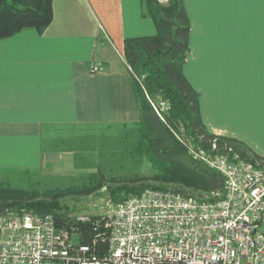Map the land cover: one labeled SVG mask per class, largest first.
<instances>
[{
    "label": "crops",
    "instance_id": "obj_1",
    "mask_svg": "<svg viewBox=\"0 0 264 264\" xmlns=\"http://www.w3.org/2000/svg\"><path fill=\"white\" fill-rule=\"evenodd\" d=\"M183 3L189 21L183 73L199 93L205 128L264 154V0ZM155 31L141 0H52L42 31L0 38V168L66 173L74 166L71 152L43 151V131L137 121L123 42ZM95 62L103 68L91 72Z\"/></svg>",
    "mask_w": 264,
    "mask_h": 264
},
{
    "label": "trees",
    "instance_id": "obj_2",
    "mask_svg": "<svg viewBox=\"0 0 264 264\" xmlns=\"http://www.w3.org/2000/svg\"><path fill=\"white\" fill-rule=\"evenodd\" d=\"M141 8L153 20L155 33L128 37L123 42L125 61L134 73L142 75L141 86L130 73L139 119L113 125V135L105 134L96 125H53L43 131V151H70L73 168L92 166L93 171L69 176L39 174L38 168H0V213L24 209L51 213L56 225L68 229L73 226L80 235L79 240L87 241L93 232L92 221L100 215H90L89 221H75L61 211L64 204L59 201L60 197L69 193L88 194L105 186L108 195L120 197L112 199L113 203L146 187L172 188L199 199L218 198L223 191L222 175L190 160L174 134L180 132L179 126L196 144L207 148L216 137L219 143L230 146L245 160L264 167V154L257 153L240 139L209 132L201 120L199 93L183 73L189 34L183 0H141ZM51 18L52 0H0V38L24 28L42 31ZM146 94L168 102L164 120L155 114ZM109 128L111 125H104V129ZM94 153L99 159L95 160ZM100 159L119 172L114 173L109 167L105 173L98 162ZM145 161L150 173H138L137 169ZM46 179L52 180V184ZM215 191L217 195H208V198L203 195Z\"/></svg>",
    "mask_w": 264,
    "mask_h": 264
},
{
    "label": "built area",
    "instance_id": "obj_3",
    "mask_svg": "<svg viewBox=\"0 0 264 264\" xmlns=\"http://www.w3.org/2000/svg\"><path fill=\"white\" fill-rule=\"evenodd\" d=\"M125 63L142 86V75ZM102 68L100 62L89 66L91 72ZM146 96L164 120L168 102ZM179 131L174 134L190 160L222 175L221 196L199 199L172 188L146 187L94 219L87 241L79 240L73 226L56 225L51 213L1 212L0 264H264V167L216 137L205 148L182 126Z\"/></svg>",
    "mask_w": 264,
    "mask_h": 264
},
{
    "label": "rangeland",
    "instance_id": "obj_4",
    "mask_svg": "<svg viewBox=\"0 0 264 264\" xmlns=\"http://www.w3.org/2000/svg\"><path fill=\"white\" fill-rule=\"evenodd\" d=\"M114 126L111 125V128H109V129H104V126L103 127L99 126V127L104 131L105 134H112L113 135L115 132ZM70 154H72V152ZM70 154H68L69 157H70ZM67 158H68V156H67ZM71 158L74 159L72 156H71ZM94 158H95V160L99 159L97 157V154H95V153H94ZM104 161L105 160H102V159L98 160V162L101 163L102 167L105 168L104 169L105 173L108 172L109 167L112 169V171L114 173L119 172L115 166H108L107 161H105V162ZM93 169H94V167H92V166H85V167H81V168H73L71 171H67L66 173L63 172L61 174L62 175H69V176H76L78 174L82 175V173L93 171ZM38 170L40 172L39 174H43V173L52 174V175L59 174V173H53L51 171H48V169H45V168L38 169ZM150 171L151 170H150L149 165L146 161L142 165H140L139 168L137 169V172L141 173V174H149ZM48 180L46 179V181H48ZM60 180H62V179H60ZM57 181H59V180H57ZM150 181H152V180H150ZM48 182H49V184H52V180L48 181ZM109 184H111V182H109ZM190 191L191 190H189L188 192H190ZM203 195L205 198H208L209 197L208 195L212 196L215 194L204 193ZM118 198L120 199V197H111L110 195H108V193L106 192L105 186H103L100 189L93 191L91 193H88V194H83V193L82 194H75V193L66 194V195L60 197L59 201H61L64 204V208L61 211L66 212L65 213L66 216L74 218L75 216H78L80 214H87L89 216L93 215V214L106 215L107 213L110 212V210L113 207V200L112 199H118ZM21 211L31 212L30 210H26V209L21 210Z\"/></svg>",
    "mask_w": 264,
    "mask_h": 264
}]
</instances>
